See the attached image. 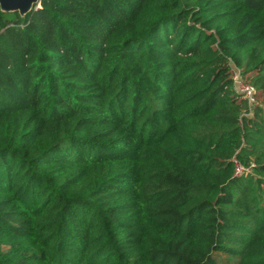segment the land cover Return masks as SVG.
Returning <instances> with one entry per match:
<instances>
[{
  "label": "trees",
  "instance_id": "1",
  "mask_svg": "<svg viewBox=\"0 0 264 264\" xmlns=\"http://www.w3.org/2000/svg\"><path fill=\"white\" fill-rule=\"evenodd\" d=\"M220 263L264 264V0L0 9V264Z\"/></svg>",
  "mask_w": 264,
  "mask_h": 264
},
{
  "label": "water",
  "instance_id": "2",
  "mask_svg": "<svg viewBox=\"0 0 264 264\" xmlns=\"http://www.w3.org/2000/svg\"><path fill=\"white\" fill-rule=\"evenodd\" d=\"M40 2L41 0H0V9L5 13L18 12L21 17H26L40 6Z\"/></svg>",
  "mask_w": 264,
  "mask_h": 264
},
{
  "label": "built area",
  "instance_id": "3",
  "mask_svg": "<svg viewBox=\"0 0 264 264\" xmlns=\"http://www.w3.org/2000/svg\"><path fill=\"white\" fill-rule=\"evenodd\" d=\"M234 83L236 90L241 94L243 99H246L249 104L256 102V89L255 86L245 82L241 77L240 70H237L234 73ZM244 169L241 165L238 164L237 170L235 172L236 176H240L243 173Z\"/></svg>",
  "mask_w": 264,
  "mask_h": 264
},
{
  "label": "rangeland",
  "instance_id": "4",
  "mask_svg": "<svg viewBox=\"0 0 264 264\" xmlns=\"http://www.w3.org/2000/svg\"><path fill=\"white\" fill-rule=\"evenodd\" d=\"M221 264V263H220Z\"/></svg>",
  "mask_w": 264,
  "mask_h": 264
}]
</instances>
